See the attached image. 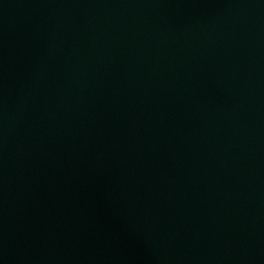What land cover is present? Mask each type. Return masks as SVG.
Returning <instances> with one entry per match:
<instances>
[{
  "label": "water",
  "instance_id": "1",
  "mask_svg": "<svg viewBox=\"0 0 264 264\" xmlns=\"http://www.w3.org/2000/svg\"><path fill=\"white\" fill-rule=\"evenodd\" d=\"M0 264H264V0H0Z\"/></svg>",
  "mask_w": 264,
  "mask_h": 264
}]
</instances>
